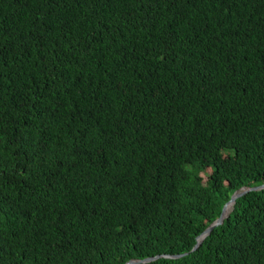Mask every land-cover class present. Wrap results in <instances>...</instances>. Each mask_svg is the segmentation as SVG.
<instances>
[{"label": "trees", "instance_id": "trees-1", "mask_svg": "<svg viewBox=\"0 0 264 264\" xmlns=\"http://www.w3.org/2000/svg\"><path fill=\"white\" fill-rule=\"evenodd\" d=\"M262 185L264 0H0V264H264Z\"/></svg>", "mask_w": 264, "mask_h": 264}, {"label": "water", "instance_id": "water-1", "mask_svg": "<svg viewBox=\"0 0 264 264\" xmlns=\"http://www.w3.org/2000/svg\"><path fill=\"white\" fill-rule=\"evenodd\" d=\"M264 190V185L260 186V187H255V188H242L239 191H237L236 193H234L230 199V201L223 207L220 217L214 222L212 223L197 239H196V245L193 247V249L191 250V252L196 251L199 246L201 245V243L203 242V240L211 233V231L222 225L223 221L229 216V213L232 211L233 206L235 204V201L238 198H241L242 196L246 195L249 192H258V191H262ZM183 257V255L181 256H174V257H167V256H163L162 258H167V259H179ZM161 257H155L152 259H148L146 261H130L127 264H147L153 261L158 260Z\"/></svg>", "mask_w": 264, "mask_h": 264}]
</instances>
